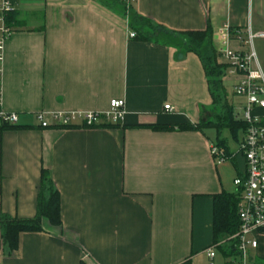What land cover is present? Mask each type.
<instances>
[{"label":"crops","instance_id":"1","mask_svg":"<svg viewBox=\"0 0 264 264\" xmlns=\"http://www.w3.org/2000/svg\"><path fill=\"white\" fill-rule=\"evenodd\" d=\"M15 16L0 60V111L16 112V126L0 129V218L31 217L41 169L60 197L61 223L41 218L10 249L0 229L1 264H227L214 241L212 194L235 189L242 156L216 163L213 127L152 129L213 115L199 57L165 42L143 41L128 11L173 31L230 29L264 33V0H11ZM232 50H245L233 34ZM264 72V36L255 37ZM219 62L226 60L218 58ZM228 63V62H227ZM255 68L256 63H253ZM241 75L227 74L233 91ZM124 99L112 125L42 126L39 113L105 111ZM170 103L172 109L163 108ZM207 129H211L209 132ZM253 258L264 260V230Z\"/></svg>","mask_w":264,"mask_h":264},{"label":"built area","instance_id":"2","mask_svg":"<svg viewBox=\"0 0 264 264\" xmlns=\"http://www.w3.org/2000/svg\"><path fill=\"white\" fill-rule=\"evenodd\" d=\"M128 10L134 0H118ZM13 10L11 0H0V60L5 40L12 32V28L6 23V14ZM245 36L240 29H230L228 24L220 26L216 30V51L225 59L229 66L226 73L241 75L233 83V91L244 98L237 106L235 116L243 119L247 127L242 138L238 142L236 153L244 155L246 167L244 176L236 174L233 178L235 188L240 190L238 202L239 226L234 234L237 238L236 254L227 260V264H249V248L256 247V233L264 230V72L257 63V54L253 45L255 37H263V32H252L249 27L245 30ZM231 34L245 45V50H232L229 48ZM134 32L129 36L133 37ZM256 63L255 68L252 64ZM1 93V86H0ZM163 108L172 109L170 103H164ZM124 114V99L113 97L110 99L109 108L105 111H56L52 113V120L39 113L38 117L42 126L50 124L67 125L77 119L86 124L97 122L101 116L108 120H117ZM17 120L16 112H1L0 122L14 123ZM210 151L216 163L222 162L231 155H226L218 145L211 143ZM233 155V154H232ZM216 249L214 246L207 249L208 263L214 264ZM1 264V263H0Z\"/></svg>","mask_w":264,"mask_h":264},{"label":"trees","instance_id":"3","mask_svg":"<svg viewBox=\"0 0 264 264\" xmlns=\"http://www.w3.org/2000/svg\"><path fill=\"white\" fill-rule=\"evenodd\" d=\"M130 11V12H129ZM128 11V22L130 28L134 31L133 38L143 41L165 42L176 46L182 53H195L204 69L206 76L208 91L211 96L213 107L212 117L197 122H182L176 125L151 123L145 124L152 129H195L202 130L205 127H213L216 131L215 139L212 143L222 148L225 154L231 155V151L226 137L221 136V130L228 128L235 140L238 142L243 136L247 127V123L235 116L234 104L228 97L223 82V77L227 76V68L229 63L219 62L220 55L216 51L212 39V29L209 25L204 30L190 31H173L161 25L153 24L147 19L140 18L132 10ZM14 10L6 14V23L13 28L15 24ZM103 117V116H101ZM117 121L115 120V123ZM71 123L67 125H75ZM85 125H112L114 122L101 121ZM60 125L62 124H50ZM16 126L15 123L8 121L0 122V129ZM238 132L240 135H238ZM234 155V154H233ZM235 155H244L240 152ZM234 155V156H235ZM231 157V156H230ZM229 158V157H228ZM246 167V162L245 166ZM245 168L237 174L244 176ZM213 199V235L214 241H220L218 246L224 254H236L237 238L234 235L239 226L238 202L240 199V190L235 188L232 191L221 190L212 194ZM45 217L52 224L61 223L60 215V197L58 189L54 186L49 171L45 168L41 169L40 182L36 198V211L31 217H17L9 214H3L0 218L1 235L4 242L10 249L17 246L18 234L22 230H38L41 228V218ZM259 259L253 258L251 264H259ZM83 264V263H81Z\"/></svg>","mask_w":264,"mask_h":264},{"label":"rangeland","instance_id":"4","mask_svg":"<svg viewBox=\"0 0 264 264\" xmlns=\"http://www.w3.org/2000/svg\"><path fill=\"white\" fill-rule=\"evenodd\" d=\"M130 12V11H129ZM225 87H226V90L228 91V97L229 98H232L233 102H235L236 100V97L233 96L232 94V90H231V86L228 85L227 83L225 84ZM209 132H212L211 129H207ZM238 135H240V133L238 132ZM221 136L222 137H226L227 141H228V145L231 149V151H237V148H238V144H237V141L235 140L232 132L228 129V128H223L221 130ZM220 241H218V244H219ZM250 253L252 254L251 250H250ZM259 264H264V260H261L259 262Z\"/></svg>","mask_w":264,"mask_h":264}]
</instances>
